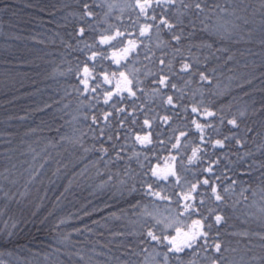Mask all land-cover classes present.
<instances>
[{"label": "trees", "instance_id": "trees-1", "mask_svg": "<svg viewBox=\"0 0 264 264\" xmlns=\"http://www.w3.org/2000/svg\"><path fill=\"white\" fill-rule=\"evenodd\" d=\"M84 3L92 6L94 17L81 18ZM201 6L204 13L197 15L177 0L166 13L177 24L172 31L182 37L177 43L163 26L159 32L153 28L150 39L138 38L135 0H0V264H163L166 247L147 242L143 233L151 228L157 235L175 236L177 229L186 232L193 219L205 216L213 224L209 243L227 249L225 264H247L252 254H261L264 0H202ZM110 25L130 32L128 38H138V44L143 40L119 66L112 60L119 50L99 44L101 34L114 32ZM80 27L86 29L83 37ZM93 51L108 59L89 60ZM85 62L96 65L100 82L104 72L117 71V77L95 93L85 92L80 83ZM186 62L193 66L191 73L180 72ZM119 71L133 80L136 96L124 92L123 99L114 96L105 104V89L115 90ZM200 72L208 81L200 80ZM160 75L176 87L156 83ZM169 95L175 107L166 103ZM194 106L200 114L192 113ZM204 109L216 115L205 118ZM106 112L112 113L108 121ZM193 118L211 125L204 141ZM232 118L238 128L227 123ZM129 129L150 131L153 144L142 147ZM226 136L224 148L213 146ZM177 138L180 147L173 149ZM196 148L200 158L189 163ZM156 166L174 167L177 173L178 183L169 177L153 184L168 199L145 194L146 184L154 181L148 169ZM209 166L221 191L229 187L222 192L226 199L216 202L201 185L196 202L204 203L190 216L183 196L210 175L204 171ZM132 186L137 190L130 193ZM215 214L226 223L215 225ZM215 255L200 247L181 259L211 264Z\"/></svg>", "mask_w": 264, "mask_h": 264}, {"label": "snow or ice", "instance_id": "snow-or-ice-1", "mask_svg": "<svg viewBox=\"0 0 264 264\" xmlns=\"http://www.w3.org/2000/svg\"><path fill=\"white\" fill-rule=\"evenodd\" d=\"M177 0H135V8L138 9V12L136 13L137 20L134 21V24H139V35L140 37H148L151 38V32L153 28H156L159 32L161 30V26L163 28H166L170 31L175 29L177 27V24H174L171 22V20L168 18L166 13L171 11L173 7L176 5ZM181 4L184 8L190 9L194 8L196 10V14L199 15L201 13H204V8L202 5V0H194V3H184V0H181ZM157 9H159V14L157 13ZM223 11V10H221ZM96 15V13L93 11L92 6L89 3L83 4V13H82V19L84 17L92 18ZM143 17L144 22L140 23V18ZM148 21H152L151 23ZM228 24V21L224 22V26ZM110 28H113L114 26L110 25ZM86 29L84 27H80L78 32L81 37L85 35ZM132 34L128 32L127 30L122 31L118 27H114V32H110L108 34H101L99 39L100 45H108L113 49H118L117 52H113L112 60L113 63L116 65H121L122 60H127V58L135 53L137 49L140 47V44H143V40H140V43H137V39H129L128 37ZM181 35H177L174 31H172V39L175 40L177 43L181 41ZM127 40L126 46H124V42ZM115 41V43H113ZM86 47H94V45H86ZM179 51V49H177ZM100 56L101 59H108L107 55L104 52H97L93 51L92 55L88 58L89 60L95 61L97 57ZM160 65H165L166 61L164 59L159 60ZM167 67L169 71L172 69L171 61L167 62ZM192 64L191 63H183L180 67V72L185 73H191L192 72ZM96 65L93 64L90 68L88 63L85 62L82 68V78L80 79V83L84 85L83 91H91L95 93L97 89L101 87V84H112V80L117 77V71H112L110 74L108 72L103 73V80L100 82L98 80V75H94ZM161 72H163V68L161 69ZM175 74V73H173ZM194 74V73H193ZM119 79L117 80L115 84V90H109L105 89V95H104V103L108 104L109 101L113 100V97H120L123 99L124 97L121 96L122 93L127 92L129 97H135L136 96V85L133 84V80L129 79L128 75L125 74L123 71H119L118 73ZM200 80L201 81H208V76L205 75L203 72H200ZM169 76L167 75H160L158 77V80L156 83L163 87H172L175 88V84H169ZM90 81H96L94 84L90 87ZM155 91H159V89H156ZM166 103L168 105H171L175 107L173 96L169 95L167 96ZM112 108L116 109L118 112H124V108H117L116 103H112ZM192 113L200 114V108L197 106L192 107L191 109ZM112 115L111 112L104 113V121H108V118ZM203 115L205 118L207 117H214L216 115L215 112L209 111L207 109H204ZM240 115H244V113H240ZM164 121L167 122L169 117L165 116L163 117ZM223 119L221 120V123H223ZM92 123L96 124L97 119L94 116L92 118ZM135 123V121H133ZM191 123L195 126L196 130L200 132V139L201 141H204V130L206 127H210L211 125L208 124H202L200 123L196 118H193ZM227 123L229 125H232L234 128H238L239 124L236 118H232L227 120ZM121 126L123 127V121H121ZM144 126L147 128H151L150 122L146 119L144 120ZM101 135L103 134V129L100 130ZM131 134L133 135L135 142L140 144L142 147L147 148L148 146L153 144L152 139V133L146 132L144 134L136 133L133 130L129 129ZM248 131H251V129H248ZM181 136H186V132H181ZM109 140L112 139L111 136L108 137ZM229 137H224V139H217L215 140L214 147L224 148L225 141L228 140ZM180 139L177 138L176 143L172 144L173 149H177L180 147ZM237 143L239 144L240 141L237 140ZM103 151L105 154H107L108 149L103 148ZM200 148L193 149L192 156L189 158V163H193L195 160H198L200 157H198L197 153L200 152ZM117 156L119 157V153H117ZM145 159H147V156H145ZM173 160H175V157H172ZM143 166V165H142ZM264 167V166H262ZM205 172L209 173V176H206L202 181H198L197 183L191 184L190 189L188 192H186L183 196V199L186 201L184 205V211L188 212L191 216L193 213L199 214V205H203L204 201L201 199L199 202H196V196L199 195L198 188L201 187V185L206 186L207 190L211 192L212 197L216 202H224L226 197L223 193H227L229 191V187L223 188L221 191L220 187L214 182L213 180V169L211 166L204 169ZM148 172L151 174V177L154 178L153 183H147L146 188L147 192L146 195H150L153 197H157L160 199H168L167 196H162L160 191L154 190L153 184L156 181L164 180L167 181L169 177H176V182L178 183V177L177 173L174 169V167H168L166 169H161L159 166L151 167L148 169ZM147 175V173L145 174ZM215 179H219V177H215ZM232 185L236 184V181H231ZM137 189L135 186H132L129 189V192H135ZM247 199V197H245ZM188 201H192V203H187ZM138 205H132L133 208L137 207ZM214 209H209V214H214ZM116 219H119L120 217L116 215V213L111 214ZM208 220V217H201L200 219H193L191 222V225H189V230L186 232H181L180 229L176 230L175 236H161L157 235L151 228H149L143 235L145 236V239L147 242H155L157 245H164L166 247V251L163 253V264H169L170 259H174L177 261V264H183V261L181 259V254H186L187 250H192L195 252L197 248L202 247L204 251H208L209 249H212L215 256L211 257V264H225L227 257L224 255V253L227 251L226 248L220 243V242H214L209 243L208 237L210 235L209 230L213 227L212 223H206ZM157 223H160L157 221ZM214 223L215 225L219 226L223 223H226V219L223 215L215 214L214 215ZM218 235V233H217ZM259 238L261 241H264V234L259 235ZM145 241H141V243H144ZM143 251H147V249H143ZM249 253H252V249H248ZM169 253L172 254V256H169ZM157 255H160V253H157ZM247 264H264V243L261 244V254L259 256L252 254L250 256L249 261Z\"/></svg>", "mask_w": 264, "mask_h": 264}]
</instances>
